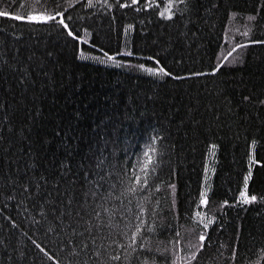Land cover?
Instances as JSON below:
<instances>
[{
  "label": "trees",
  "instance_id": "trees-1",
  "mask_svg": "<svg viewBox=\"0 0 264 264\" xmlns=\"http://www.w3.org/2000/svg\"><path fill=\"white\" fill-rule=\"evenodd\" d=\"M117 2L126 4L130 0H108L112 8L104 0H92L88 7L84 5L89 0H67L63 9L55 10L63 11L66 21L68 17L76 21L75 27L72 22L69 27L78 35H85L83 28L87 27L89 33H99L100 46L109 44L111 36L110 47L114 51L136 53L132 57L121 55L118 61L127 58L135 65L155 67L148 57H163L161 63L177 76L184 74L180 69L203 72L227 57L221 70L183 80L157 79L116 63L78 59L71 38L66 30H61L58 20L32 24L0 17L3 29L0 41L9 63L24 66L16 72L9 67L0 71V104L4 105L0 109V122L5 129V147L11 140L13 148L24 147L27 152L30 142L40 169L48 171L64 157L63 149H58L63 132L57 136V130L71 128L69 142L75 151L69 160L76 171L74 166L88 147L101 140V132L93 125L103 122L105 138H110L108 151L115 148L121 162L126 147L133 153H141L142 162H146L144 152L156 160L161 144L149 137L160 134L164 137L165 161L163 171L156 170L160 179L148 193L130 192L122 197L124 206L131 205L127 221L119 218L127 230L120 227L110 230L109 240L115 243L101 249L104 264H129L124 258L125 248L139 223L136 205L150 194L148 206L156 207L159 216L151 220L145 217L146 222H163L172 225L173 231L162 232L158 228L143 241L151 248V254L138 250L142 255L132 264L159 262L161 253L156 251L157 247L171 248L174 239L183 242L177 246L179 257L190 261L189 253L196 251L199 233L204 230L199 220L208 223L213 217L216 221L205 230L212 243L206 238L204 249L197 252L198 259L192 264H264V200L232 204L233 194H238L249 164L253 165L249 194L264 196V104L260 103L264 101V45L251 44L233 51L235 43L241 42L237 29L243 32L255 25L251 38L264 40L261 0H197L192 17L181 18L178 14L171 20L159 15L160 12L167 15L165 6L169 0H140L139 6L127 9L116 7ZM146 3L156 7L145 8ZM8 5L19 15L41 11L50 14L54 8L53 0L41 6L35 0H0V10H9ZM251 15L257 19L249 21L247 17ZM117 33L121 40L119 47ZM86 39L95 42L91 36ZM78 46L86 53L99 55L83 42ZM17 51L19 56L12 60ZM33 53L34 58L29 61ZM235 58L242 62L233 63ZM25 69L31 76L21 84L19 77ZM3 116L14 125L12 130H7L8 122L2 121ZM23 124L31 128L30 133H25L29 136L27 142L20 141L16 134ZM114 128L119 129L118 139L112 135ZM252 140L256 143L252 144ZM211 144L218 147L210 148ZM153 148L155 151H151ZM8 155L15 158L20 154L9 151ZM253 156L261 163L255 164ZM127 159L134 163L136 157ZM28 160V156L22 157V162ZM0 165H3L0 172L13 167L3 160ZM127 167L132 176V163ZM205 167L206 187L213 190V195L209 205L199 206L197 201L189 207L190 195H196L205 179ZM134 171L136 175H144L138 169ZM161 181L164 182L161 190L155 192ZM167 185L175 187L169 189ZM225 199L229 205L221 207ZM21 200L18 195L13 202L0 201V264H56L57 259L65 256L58 238L47 232L45 223H34L39 219L37 212L30 203ZM49 254L55 259H49ZM114 255L120 259L110 260L109 256Z\"/></svg>",
  "mask_w": 264,
  "mask_h": 264
},
{
  "label": "snow or ice",
  "instance_id": "snow-or-ice-1",
  "mask_svg": "<svg viewBox=\"0 0 264 264\" xmlns=\"http://www.w3.org/2000/svg\"><path fill=\"white\" fill-rule=\"evenodd\" d=\"M15 2V0H14ZM23 2V0H21ZM38 6L46 5L47 0H35ZM67 0L57 3V0H53V11L49 14L46 12H29L27 15H19L14 11L10 10L11 5H8L9 10H0V17H11L15 21H25L32 24H47L48 22H57L61 26V30L65 31L73 43L74 56L82 60H93L102 64L116 63L117 66H123L129 69H134L146 74L151 75L154 78L162 79L164 77L174 78L176 80H183L188 77H201L211 72L213 74L221 70V65L224 64L225 60L219 61L215 66H210L203 72L193 71L191 69L184 70L180 69L184 74L174 76V72L169 70V67H165L161 63V59H157L156 56L148 57L150 61L155 64V67H149L143 63L135 65L130 59L117 60L121 55L125 57L135 56L136 53L127 52L119 53L114 51L111 47L112 37L109 36V44L100 46L99 33H89L87 27L83 28L85 35H78L76 31H73L69 27V22H72L73 27L76 25V21L72 17H68L65 20V13L63 11H56L55 8H64ZM108 8H112L113 5L108 3V0H104ZM197 0H169V4L166 5L167 15L164 12H160L161 17L171 20L174 16L184 18L185 16L192 17L196 8ZM92 0L84 5L88 7L91 5ZM175 7H170V5ZM140 0H130V3L122 4L117 2L116 7L120 9H127L133 6H139ZM145 8H155V4H144ZM215 7V5H213ZM261 7L264 8V0H261ZM137 10H142L137 7ZM210 11V9H205ZM237 15V13H232ZM249 21H255L257 17L255 15L248 16ZM255 29V25L246 28L243 32L239 29L236 30L241 38V42L235 43L233 51L236 49L243 50L251 44L264 45V40L252 39V33ZM3 29L0 28V32ZM79 31V29H78ZM91 36V40L95 41L90 43L86 37ZM227 40V36H225ZM80 42L85 43L93 52H98L99 55H92L91 52H85L83 48L79 47ZM120 35H116L117 47L120 46ZM107 48V51H105ZM49 57L52 56L51 52H48ZM231 55V53H229ZM19 56V52L11 58L16 60ZM35 54L29 56V61H32ZM103 57V59H101ZM242 62L239 58H235L233 63ZM5 67L11 68L13 72L19 71L24 68L23 65L13 66L9 63V58L6 54V50L3 48V41H0V71H3ZM31 76V72L26 69L22 71L19 80L21 84H24ZM247 99V98H245ZM260 103L264 104V101ZM4 105L0 104V109H3ZM2 121L8 122L7 130H12L14 125L9 121L7 116L2 117ZM103 122L100 125H93L98 131L101 132V140L88 147L84 156L81 157L80 161L75 164L76 171H73V165L69 160L74 155L73 145L69 142V135L72 129L68 130L58 129L56 135L61 136L58 149H63L64 157L60 159L59 163H53L51 169L45 171L40 169L37 158L33 153L32 145L30 142L27 143V152L24 147L13 148V142L7 141L5 147L6 138L4 136V125L0 122V160L5 162V165L11 164L13 167L6 171L0 172V201L13 202L19 195L22 197L21 203L28 202L31 207L37 212L39 219L34 223H45L46 230L49 233L54 234L58 238L59 248L65 253V256L61 259L56 260V264H104L101 249H107L110 244L115 241L109 240L110 230L113 228H123L127 230V225L121 224L119 218H123L127 221L128 214L131 212V205L124 206L123 196L130 192L143 191L148 193L152 189V185L155 181L159 180L160 177L157 174V169L163 171V160L164 137L160 134L156 136H150L149 140H158L161 144V152L158 154L157 159L153 160L152 157L147 153H143L144 160L141 161V153H133L126 147L124 149V161L121 162L119 157L116 155V149L113 148L111 152L108 151V145L110 138L107 136V131L102 127ZM31 128L27 124H23L19 129L16 130V134L19 136L20 141H29V136L25 133H30ZM119 129H112V135L118 139ZM115 143V140H112ZM252 144L256 141L252 140ZM210 148L218 147L216 144L209 145ZM9 151L13 153L18 152L20 155L13 158L9 156ZM142 151V150H141ZM155 151V149H151ZM135 155V162H131L127 159L128 156ZM28 156L29 160L22 162V157ZM56 160L55 154L53 155V161ZM91 160V163L89 161ZM255 164H260L261 161L256 160L252 157ZM132 163V176L129 175L130 170L127 165ZM87 165V166H86ZM3 167V165H0ZM252 164H249V171L243 175V183L239 189L238 194H233L232 204H251L259 200H264V196L258 197L256 194H249V182L252 179ZM143 172L144 175H136L134 170ZM207 167L204 169L205 179L201 183V187L197 190L195 196L189 198L188 204L191 207L198 201L199 206H207L210 202V196L213 195V190L206 187L207 184ZM39 172V174H37ZM215 172V169H213ZM134 177V180H133ZM151 177V179H150ZM164 184L163 181L160 184H156L155 192L161 190V186ZM167 188H174V185H167ZM229 192L232 189H228ZM152 200V195L143 196L141 203L137 204L138 212L135 213L136 219L138 220V226L131 232V236L128 239V246L125 248V260L132 264L133 260H139L142 253L138 250H146L151 254L152 250L146 243L150 235H152L159 228L162 232L173 231L172 225L165 224L163 222L157 223L152 221L151 223L146 222L145 217L151 220V217H158L156 207H149ZM223 205H229V200L225 199L222 201ZM173 207L175 201H173ZM171 208H169V211ZM179 211V209H177ZM187 215V213H185ZM216 221V217H213L208 223H205L204 219L199 220V224L203 225L202 231H200L196 251L190 252V261L182 260L177 251V246L182 245L180 239H174L171 248L168 247H157L156 251L161 253L160 261L153 262V264H168L171 258V264H192L196 261L197 252L204 249L205 240L207 238L206 231L209 228V224ZM15 224V221H12ZM223 228L224 225L220 224ZM107 230V231H106ZM176 237H179L180 233L176 232ZM208 243L211 245L210 238ZM138 241H141L138 243ZM123 246V245H121ZM191 246V245H189ZM39 247V245H37ZM44 251V249H41ZM235 255V253H233ZM96 258L93 260V258ZM49 259H55L49 254ZM110 260H119V255L109 256ZM147 264V261H145Z\"/></svg>",
  "mask_w": 264,
  "mask_h": 264
}]
</instances>
